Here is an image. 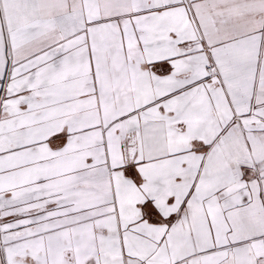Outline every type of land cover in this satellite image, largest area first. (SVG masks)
Returning <instances> with one entry per match:
<instances>
[{
    "label": "snow or ice",
    "instance_id": "6c2138e0",
    "mask_svg": "<svg viewBox=\"0 0 264 264\" xmlns=\"http://www.w3.org/2000/svg\"><path fill=\"white\" fill-rule=\"evenodd\" d=\"M0 264H264V0H0Z\"/></svg>",
    "mask_w": 264,
    "mask_h": 264
}]
</instances>
